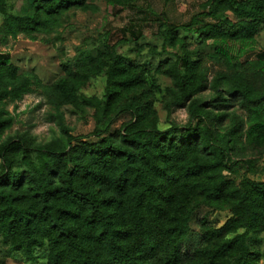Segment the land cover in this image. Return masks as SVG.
Wrapping results in <instances>:
<instances>
[{"label": "trees", "instance_id": "obj_1", "mask_svg": "<svg viewBox=\"0 0 264 264\" xmlns=\"http://www.w3.org/2000/svg\"><path fill=\"white\" fill-rule=\"evenodd\" d=\"M135 1L106 4L112 9ZM27 3L26 13L11 14L0 0L3 37L35 39L56 30L68 10L94 9L88 0ZM156 17L164 26L162 49L180 48L161 68L172 85L167 117L174 107L187 112L184 124L169 120L165 129L157 127L150 99L138 92L143 73L113 46L94 59V68H64L50 84L32 71L19 72L0 52V264L20 250L33 260L41 245L46 264H253L258 258L247 237L264 232V180L235 182L226 173L240 165L254 172L257 156H264V51L243 62L230 56L234 44L255 42L264 0H202L180 24L163 13ZM180 32L193 33L195 46ZM209 60L219 65L210 77ZM94 69L105 75L104 100L79 94ZM34 88L55 109L60 135L40 143L24 130L1 139L12 124L2 104ZM235 104L244 114L229 110ZM63 105L82 114L92 109L98 128L72 134ZM123 112L128 118L110 130ZM241 141L255 156L238 157ZM203 207L227 209L229 216L220 224L209 214L198 218L201 242L187 253L191 218Z\"/></svg>", "mask_w": 264, "mask_h": 264}, {"label": "rangeland", "instance_id": "obj_2", "mask_svg": "<svg viewBox=\"0 0 264 264\" xmlns=\"http://www.w3.org/2000/svg\"><path fill=\"white\" fill-rule=\"evenodd\" d=\"M94 9H70L61 19V25L49 33H39L35 39L18 35L16 38L3 37L0 34V52L7 53L10 61L18 67L19 72H34L43 84H50L64 73V68H74L80 65L97 63L94 59L100 53L108 56L110 47L123 55L126 60L145 78V85L138 90L141 96H147L155 110L157 127L165 129L169 120L182 125L187 120L185 106L174 107L167 117L165 104L168 100V90L172 86L170 78L161 73L163 61L173 59L174 53H179L177 46H163L162 32L164 26L156 17L165 14L169 21L180 24L188 20L191 14L199 9L202 0H136L130 5L107 8L106 0H88ZM6 9L11 14H24L28 11L27 0H6ZM5 14L0 13V23ZM120 29H125L122 34ZM189 37L188 45L195 46V35L191 32H180ZM264 51V25L260 26L255 34L252 45L242 46L234 44L230 48V56L238 62L254 60L257 53ZM212 70L219 67L213 60L207 61ZM79 89V94L96 96L102 100L104 97L105 75L103 71L94 69ZM210 90H205L202 96L208 97ZM2 106L12 116L11 127L4 131L1 139L13 135L17 131L28 130L36 137V141L43 143L60 135L55 120V109L48 102L39 88H34L17 101H7ZM236 109L237 113L244 114L238 106L229 107ZM63 114L64 122L70 127L72 134H90L98 128L92 109L84 114L72 111L68 105L59 107ZM101 113V112H100ZM128 118L127 113L115 117L110 130H115ZM225 123L227 121H224ZM94 136H91L93 138ZM238 157H251L254 150L245 142L236 144ZM227 178L239 182L243 177L255 180H264V156H257V169L247 171L240 165L232 173H226ZM204 214H209L215 224H220L229 216L227 209L209 211L200 208L195 212L190 221L191 231L183 243L184 251L190 252L201 242L197 219ZM239 230L238 232H241ZM247 241L252 250H257L258 258L253 264H264V232L248 234ZM4 247L0 245V257ZM34 259L28 260L23 252L16 251L5 264H46V245L38 246L33 252Z\"/></svg>", "mask_w": 264, "mask_h": 264}]
</instances>
